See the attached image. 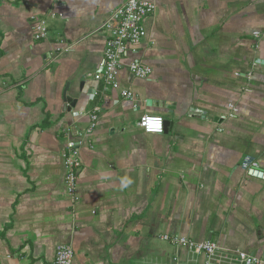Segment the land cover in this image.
I'll list each match as a JSON object with an SVG mask.
<instances>
[{"label":"crops","instance_id":"0c3cea01","mask_svg":"<svg viewBox=\"0 0 264 264\" xmlns=\"http://www.w3.org/2000/svg\"><path fill=\"white\" fill-rule=\"evenodd\" d=\"M153 1L112 88L101 27L127 0H0V264H54L61 244L73 264H206L166 234L264 260V177L242 168L264 173V0ZM93 113L73 202L64 146ZM145 114L169 125L147 133Z\"/></svg>","mask_w":264,"mask_h":264},{"label":"built area","instance_id":"2783aa9c","mask_svg":"<svg viewBox=\"0 0 264 264\" xmlns=\"http://www.w3.org/2000/svg\"><path fill=\"white\" fill-rule=\"evenodd\" d=\"M157 5L153 0H127L109 16L101 29L108 34L104 50V62L98 73L97 80H103L112 88L118 87L119 71L125 66V58L129 50L136 51V47L146 37V19L153 15ZM34 38L38 41L49 37V27L44 20H35ZM258 34V32L256 33ZM129 70L139 78H148L153 73V68L144 65L138 60L128 62ZM122 95L127 99L134 100L135 95L129 90H124ZM231 107H234L231 105ZM234 110H236L234 108ZM98 114L93 113L90 123L85 130L79 131L76 137L71 136L63 151L66 170L65 182L73 202L78 201L77 186L79 171L82 167L80 147L86 136L92 134L97 127ZM165 120L162 116L145 114L140 118L139 126L147 133L162 134ZM242 168L247 173L257 176L259 163L252 155H246L242 160ZM162 239L172 245L180 246L194 253H204L206 264L237 263V264H262L264 260L245 251H237L229 254L221 250L214 241L197 242L179 234H166ZM75 257L74 247L71 244H61L56 249L54 264H73Z\"/></svg>","mask_w":264,"mask_h":264},{"label":"water","instance_id":"95a60500","mask_svg":"<svg viewBox=\"0 0 264 264\" xmlns=\"http://www.w3.org/2000/svg\"><path fill=\"white\" fill-rule=\"evenodd\" d=\"M82 86H83V84L81 85V90L83 89ZM69 88H70V84L67 85L66 90H65V93H64V100H65V102H66L65 105H64V109H63L64 111H65L66 109H68V111H70V109H71L72 107H75L76 104H77V102H78V99L72 97V96L68 93ZM68 104H69V106H68ZM168 123H169V122L166 121V122H165V126H168V125H169ZM257 176H258V177H264V173H263L262 171H260V172L258 173Z\"/></svg>","mask_w":264,"mask_h":264},{"label":"bare ground","instance_id":"6f19581e","mask_svg":"<svg viewBox=\"0 0 264 264\" xmlns=\"http://www.w3.org/2000/svg\"><path fill=\"white\" fill-rule=\"evenodd\" d=\"M260 171V170H259Z\"/></svg>","mask_w":264,"mask_h":264}]
</instances>
